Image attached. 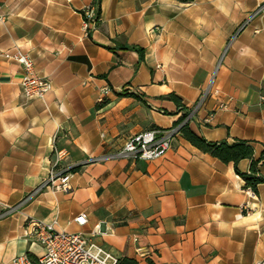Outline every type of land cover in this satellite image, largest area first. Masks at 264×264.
Masks as SVG:
<instances>
[{"label": "crops", "instance_id": "obj_1", "mask_svg": "<svg viewBox=\"0 0 264 264\" xmlns=\"http://www.w3.org/2000/svg\"><path fill=\"white\" fill-rule=\"evenodd\" d=\"M91 4L0 0V203L15 205L36 191L0 219V264L43 254L24 235L27 219L81 233L136 264L264 263V183L253 193L231 163L179 134L150 161L85 163L138 133L172 127L218 61L215 93L188 127L210 142L245 140L257 159L264 9L245 21L264 0H100L99 22L84 30L80 11ZM131 46L143 49L142 60L123 49ZM17 49L50 82L41 99L20 96L21 67L4 57ZM248 167L247 159L236 165L240 173ZM53 168L67 169L68 191L39 189ZM258 171L264 175V164ZM79 213L83 226L73 222Z\"/></svg>", "mask_w": 264, "mask_h": 264}, {"label": "built area", "instance_id": "obj_2", "mask_svg": "<svg viewBox=\"0 0 264 264\" xmlns=\"http://www.w3.org/2000/svg\"><path fill=\"white\" fill-rule=\"evenodd\" d=\"M262 9H264V5L259 6L256 11L249 15L245 23ZM80 13L84 30H87L89 27L94 28L99 22V14L95 0H93V4L84 7ZM227 48L228 45L225 46L222 56ZM4 57L15 61L21 67V98L26 102L41 99L44 93L49 90L50 82L36 73L29 54L17 49L13 54H5ZM219 62L210 74L205 86L200 90L197 100L189 108L188 114L179 124L173 125L168 129H149L138 133L128 138L119 149L99 156L90 157L86 159L85 163L118 159L150 161L161 157L171 148L181 125L189 122L203 107L206 99L215 93L213 85ZM108 91L109 89L104 87L102 94L105 95ZM224 107V105H220V108L223 109ZM68 179L69 173H67V169L56 170L53 168L49 171L48 177L41 183L39 189L52 188L66 192L69 190ZM35 192L15 205L0 203V219L17 211ZM73 222L78 226H83L86 223L85 213H79L73 218ZM24 235L41 246L44 252L34 261H31L26 255L17 256L12 259L11 264H116L117 262L114 256L90 242L81 233L57 231L54 228V223H44L34 219H27V228L24 230ZM138 252L141 256L146 254L143 252L140 253V251Z\"/></svg>", "mask_w": 264, "mask_h": 264}, {"label": "trees", "instance_id": "obj_3", "mask_svg": "<svg viewBox=\"0 0 264 264\" xmlns=\"http://www.w3.org/2000/svg\"><path fill=\"white\" fill-rule=\"evenodd\" d=\"M95 2L100 3V0H95ZM97 12L99 14V9ZM123 49L134 50L138 53L139 59H143L142 48L131 46L123 47ZM166 98L175 103L179 102V99L173 94L167 95ZM185 116L186 114L180 116L173 125L179 124ZM178 134L202 153L208 154L224 164L231 163L236 174L244 180V187L250 189L253 193L257 192V185L264 183V175H260L258 171V167L264 164V151L255 159L253 157V148L249 142L245 140H234L232 143H227L226 141L210 142L192 132L188 127V122L181 125ZM244 159L249 160L248 173H240L236 168L237 163ZM116 264H136V261L130 258H122L117 259Z\"/></svg>", "mask_w": 264, "mask_h": 264}]
</instances>
